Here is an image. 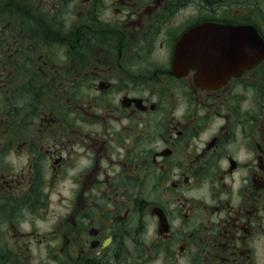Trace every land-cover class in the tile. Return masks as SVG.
Returning <instances> with one entry per match:
<instances>
[{
	"label": "flooded vegetation",
	"instance_id": "flooded-vegetation-1",
	"mask_svg": "<svg viewBox=\"0 0 264 264\" xmlns=\"http://www.w3.org/2000/svg\"><path fill=\"white\" fill-rule=\"evenodd\" d=\"M250 8L0 0V264H264Z\"/></svg>",
	"mask_w": 264,
	"mask_h": 264
},
{
	"label": "water",
	"instance_id": "water-1",
	"mask_svg": "<svg viewBox=\"0 0 264 264\" xmlns=\"http://www.w3.org/2000/svg\"><path fill=\"white\" fill-rule=\"evenodd\" d=\"M248 28H250L251 31H250V33L247 34V38L248 39L250 38L251 41L247 42V43H243L245 49L246 50H253L254 49V47L257 45L254 38H256V39L258 38V40H260L259 46L264 47V41L262 40V38H261L260 34L258 33V31L256 30V28L254 26H249V27H247V29ZM243 45L241 44V47H243Z\"/></svg>",
	"mask_w": 264,
	"mask_h": 264
},
{
	"label": "rangeland",
	"instance_id": "rangeland-1",
	"mask_svg": "<svg viewBox=\"0 0 264 264\" xmlns=\"http://www.w3.org/2000/svg\"><path fill=\"white\" fill-rule=\"evenodd\" d=\"M251 12L258 13L261 11L264 13V0H250Z\"/></svg>",
	"mask_w": 264,
	"mask_h": 264
}]
</instances>
